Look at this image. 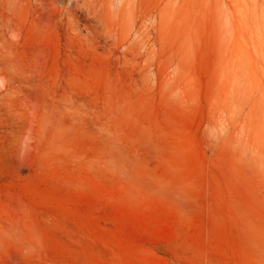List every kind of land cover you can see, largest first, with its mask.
<instances>
[{
  "label": "rangeland",
  "instance_id": "374dc122",
  "mask_svg": "<svg viewBox=\"0 0 264 264\" xmlns=\"http://www.w3.org/2000/svg\"><path fill=\"white\" fill-rule=\"evenodd\" d=\"M0 264H264V0H0Z\"/></svg>",
  "mask_w": 264,
  "mask_h": 264
}]
</instances>
